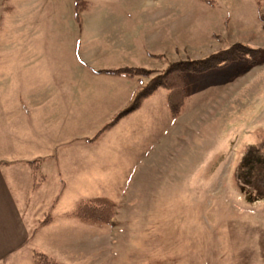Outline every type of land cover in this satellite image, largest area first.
I'll use <instances>...</instances> for the list:
<instances>
[{
	"label": "rangeland",
	"instance_id": "rangeland-1",
	"mask_svg": "<svg viewBox=\"0 0 264 264\" xmlns=\"http://www.w3.org/2000/svg\"><path fill=\"white\" fill-rule=\"evenodd\" d=\"M85 2L0 0V158L34 242L0 264H264V0ZM237 43L262 60L186 73L177 119L160 88L105 130ZM97 197L111 223L73 215Z\"/></svg>",
	"mask_w": 264,
	"mask_h": 264
},
{
	"label": "trees",
	"instance_id": "trees-1",
	"mask_svg": "<svg viewBox=\"0 0 264 264\" xmlns=\"http://www.w3.org/2000/svg\"><path fill=\"white\" fill-rule=\"evenodd\" d=\"M83 4L84 9L88 7V3H86L85 0H83ZM262 54V51L259 49H255L251 46L246 47L242 43H237L226 50L219 51L204 59L181 61L171 64L169 69L161 76L153 78V80L135 96L130 107L118 114L113 121L105 127V130L113 127L124 116L138 110L141 106L142 100L151 96L160 88L168 90V109L171 117L173 119H177L184 109V100L187 93L185 81L186 73H205L218 68H225L233 63L240 62H245L248 67H251L262 60ZM150 71L151 70L145 71L141 68H122L116 71L103 72L127 77H142L146 73H151ZM116 208V203L111 199L106 197H97L80 201L78 205H76L73 215L84 222L108 224L112 222V219L115 216ZM33 258L34 264H59L47 254L40 252H35Z\"/></svg>",
	"mask_w": 264,
	"mask_h": 264
},
{
	"label": "crops",
	"instance_id": "crops-1",
	"mask_svg": "<svg viewBox=\"0 0 264 264\" xmlns=\"http://www.w3.org/2000/svg\"><path fill=\"white\" fill-rule=\"evenodd\" d=\"M23 108L28 111L27 107ZM10 163L0 158V263L5 259L18 257L16 255L33 242L24 215L14 197V191L3 171L4 167L10 169Z\"/></svg>",
	"mask_w": 264,
	"mask_h": 264
}]
</instances>
